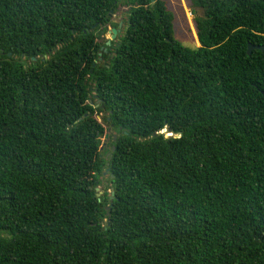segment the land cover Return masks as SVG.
Returning <instances> with one entry per match:
<instances>
[{
    "label": "trees",
    "instance_id": "obj_1",
    "mask_svg": "<svg viewBox=\"0 0 264 264\" xmlns=\"http://www.w3.org/2000/svg\"><path fill=\"white\" fill-rule=\"evenodd\" d=\"M120 2L0 0V264H264V0Z\"/></svg>",
    "mask_w": 264,
    "mask_h": 264
},
{
    "label": "rangeland",
    "instance_id": "obj_2",
    "mask_svg": "<svg viewBox=\"0 0 264 264\" xmlns=\"http://www.w3.org/2000/svg\"><path fill=\"white\" fill-rule=\"evenodd\" d=\"M168 7L173 12L174 20H173V28H174V35L175 37L184 45L189 47H195L199 45L195 27L193 24V16L194 13L191 12V8L188 6L187 0H166ZM127 9L126 4L121 0V2L118 4V7L116 11L111 15V20L114 21H120L121 26L119 31L116 33L115 37L118 33L121 32L124 26V19H125V11ZM197 12H199V9H197ZM112 26H108L107 31L104 33L105 38H109L110 33L108 32V29ZM115 37L113 39H115ZM106 115L104 111L99 112L96 116L99 120H102V116ZM106 127V133L108 134L107 137H102V147L106 146V143L108 142L109 135L113 133V129L108 127V125H105ZM165 133V135H168L169 132H166L164 129L161 130ZM102 183L98 186V190L101 192L102 185L108 186L109 182L107 179V172L103 174L101 177ZM109 192H111V189H108Z\"/></svg>",
    "mask_w": 264,
    "mask_h": 264
},
{
    "label": "water",
    "instance_id": "obj_3",
    "mask_svg": "<svg viewBox=\"0 0 264 264\" xmlns=\"http://www.w3.org/2000/svg\"><path fill=\"white\" fill-rule=\"evenodd\" d=\"M120 26H121V22L120 21H118V26L117 27H110L109 29H108V32L110 33V36H109V38L107 39V41H106V44L108 45L109 43H110V40L111 39H113L114 37H115V35H116V33L119 31V29H120ZM264 49V44H262V45H256V44H251V43H249L248 45H247V51H248V53H250V51L252 50V49ZM99 54H100V52H99ZM8 55H10V52H8ZM93 66L95 65V62H93V64H92ZM92 70V69H91ZM90 70V71H91ZM107 133L105 134V138L107 137ZM116 139V134H114L113 135V140H115ZM114 150V146H112L111 147V151H113ZM97 188V190H98V187H96ZM101 193V191L100 190H98V192H97V194L99 195ZM111 197V196H110ZM106 209H108V206L106 207ZM109 220V216L107 217V221Z\"/></svg>",
    "mask_w": 264,
    "mask_h": 264
},
{
    "label": "flooded vegetation",
    "instance_id": "obj_4",
    "mask_svg": "<svg viewBox=\"0 0 264 264\" xmlns=\"http://www.w3.org/2000/svg\"><path fill=\"white\" fill-rule=\"evenodd\" d=\"M112 21H114V20H112ZM114 22H118V21H114Z\"/></svg>",
    "mask_w": 264,
    "mask_h": 264
}]
</instances>
